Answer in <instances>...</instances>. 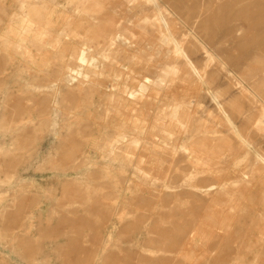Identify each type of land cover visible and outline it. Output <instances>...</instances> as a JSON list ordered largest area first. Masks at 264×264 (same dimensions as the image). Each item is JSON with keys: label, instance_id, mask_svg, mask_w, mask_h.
<instances>
[{"label": "rangeland", "instance_id": "374dc122", "mask_svg": "<svg viewBox=\"0 0 264 264\" xmlns=\"http://www.w3.org/2000/svg\"><path fill=\"white\" fill-rule=\"evenodd\" d=\"M37 1L46 12L40 29L19 26L26 18L18 0L0 4V264H148L149 250L172 233L166 228L183 226L194 228L197 246L196 258L181 264H264V167L234 134L264 155V0ZM109 30H123L132 43L90 38ZM14 40L23 44L20 53ZM82 47L100 64L84 69L98 71L89 79L100 85L77 88L85 99L64 85L56 94L34 85L56 80L57 64ZM107 48H120L116 61L98 54ZM169 66L167 82L156 83ZM143 86L149 100L103 119L113 91ZM170 103L180 121L211 135L197 140L193 157H170L166 145L193 138L176 121L160 122ZM71 105L82 118L73 128ZM161 124L175 136L158 130ZM117 132L144 138L147 174L118 167L120 158L108 155L105 145L122 142ZM105 163L117 168L105 171ZM195 184L221 190L195 195ZM105 230L111 237L102 249Z\"/></svg>", "mask_w": 264, "mask_h": 264}, {"label": "bare ground", "instance_id": "6f19581e", "mask_svg": "<svg viewBox=\"0 0 264 264\" xmlns=\"http://www.w3.org/2000/svg\"><path fill=\"white\" fill-rule=\"evenodd\" d=\"M147 1H154V0H147ZM2 3V0H0V4ZM18 8L24 13L25 15V22L23 24H19V26H22L23 30H27L30 26H33L34 28H43L44 26H39L45 19V10H44V2L43 1H37V0H18ZM92 7V5H89V9ZM264 8V7H262ZM261 8V9H262ZM162 20V19H160ZM46 21V20H45ZM163 26H167L164 22L162 23ZM19 28V27H18ZM17 28V29H18ZM161 35L167 36L168 40L172 43L173 45V52L175 55L182 56L184 57V52L179 43L172 37V35L169 34V32L163 33L161 29L158 30ZM57 38L59 35H55ZM102 38V40L106 41L109 43V45H112L115 43L117 39H121L123 41L122 43H128L131 44L132 41L130 38L125 34L123 30H109L108 32H95L92 34L90 37L91 39H99ZM58 40V39H57ZM14 48H16V52L20 53V51L23 48V44H20L18 41L14 40L11 42ZM43 47V44L41 43V46ZM93 50V49H92ZM120 48H117L115 50H111L110 48L104 49V50H99L98 54L102 56L104 60H113L116 61V55L119 53ZM88 47H82L80 48L76 54H72L68 61H66L63 64L59 65L57 64L56 66V71L58 72V77L56 80L52 81H46V82H38L37 84H34L38 86V88L41 89L42 92H46L49 88H57L55 90H52L54 94L59 93V88H61L62 85L66 87L67 89L75 92V93H83L84 91L81 89L80 91L77 90V88H83L84 84H88V86L91 87H100V85L96 82L90 81V77L93 75L97 74L95 71L96 69H99V61L95 59V57H92V55H89L87 53ZM57 57H61L59 54H57ZM56 57V58H57ZM189 63V61H187ZM42 65H45L44 63ZM41 64H39V67ZM124 70H129L131 71V68L127 65H121ZM86 67H90L95 69L94 71H85L84 69ZM62 69L64 70L62 72ZM173 66L165 67L160 69V73L156 76L154 81L159 84H165L168 80V77L170 76L172 72ZM38 71L44 72L41 68H39ZM50 73V71L46 72V76ZM128 77V75H127ZM35 79H40L41 77L34 76ZM45 78V77H44ZM146 81H150L149 79H146ZM35 86V87H36ZM118 85L117 83L112 84L111 88H116ZM63 88V87H62ZM83 91V92H82ZM115 91H113L110 94L111 98V104L103 110V119L110 117L113 115V117L116 113H121L122 116L124 114V109L128 107L130 104L134 105H142L145 103L147 100H149V96L145 93L144 91V86L140 87L139 90L135 89H124L118 94H114ZM87 96V93H83V99H85ZM167 112L160 114V122H164L167 120L169 123L176 121L178 125L180 126V129L182 132L184 131L185 133H191L193 138L190 141L182 142L179 146L175 145L173 143L168 144L166 146L169 147V154L170 157L173 158L177 152H180L184 154L185 156L193 157L195 154H197L196 147L198 146V139L199 141L202 140L204 137L206 138V142L211 139L210 134H205V136L201 135L200 133L203 132L201 127L195 126L194 123H188L186 120L185 121H180V108L177 105H174L172 103L167 104L166 106ZM67 110V109H66ZM75 108L74 105H71L68 109V113H70L71 118L75 117V122H70L69 126L70 127H76L79 126L80 118L77 114H74ZM55 114L59 112L58 108H55L53 111ZM112 117V119H113ZM132 117V116H130ZM135 122H141V119L138 117H133ZM71 121V119H69ZM118 121V126L116 127L117 131H121L124 129V124L122 117L119 119H116ZM229 124L232 125V123L229 121ZM164 124V123H163ZM84 125V123H83ZM86 127V128H85ZM83 127V130L85 132V135H88V126ZM133 128H137L138 132H142L143 134L146 133L147 129L146 128H141L138 126V124L132 125ZM158 130H162L166 135L170 137L175 136V132L169 128H165L162 124L161 127L158 128ZM234 134L236 137L239 139L241 145L246 148L247 152L253 151L256 157V160L260 162L261 166L264 167V155H261L259 152H257L251 144L246 141L241 135L238 133V131L234 130ZM117 135L119 138L122 139V142H119L118 140H115L116 142L114 143H109L105 145V147L108 148V155L114 156V159L120 158V165L118 167H123L122 165L125 164V167L128 165L131 166L132 169L135 171H138L140 173L147 174V170H145L148 165L144 160V154L141 153L142 149H145L148 147L147 143L145 142L144 138H141L139 136H127L126 134L117 132ZM203 142H205L203 140ZM167 144V143H166ZM121 156V157H119ZM111 160L110 162H113ZM86 159H82L81 162H85ZM171 162V161H169ZM189 165L194 167V165L198 164L197 159L193 158L192 160H189ZM168 167H170V163L167 164ZM101 169L105 171H109L112 168H117L116 166H113V163H105V164H100ZM146 167V168H145ZM145 168V169H144ZM189 175L191 176L193 172L190 170L188 171ZM244 182L246 185H249L250 180L247 178H243ZM242 180V181H243ZM195 188V195H210L212 189H215L216 191H220L221 187H214L213 184H210L208 186H201L198 184H195L193 186ZM125 211L122 209V204L119 203V205L116 207V214H118V218L123 220ZM184 227V226H183ZM182 228H166L167 231H172L170 236L168 237L167 241L162 242L161 245H157V248L155 249H150L149 254H148V264H155L158 260L162 261V264H181L182 261L185 259H194L196 258L193 256V250L197 246L195 242L196 235L195 232H193L194 228H189L190 230L186 232L183 231ZM187 227V226H186ZM108 228V227H107ZM188 228V227H187ZM107 230V229H106ZM105 230V235L102 238L101 242L103 243V246H101L102 249H105L109 245V238L111 237V231H106ZM163 231H165L163 229ZM204 232V231H202ZM200 232V234L202 233ZM201 236V235H200ZM205 234H202V237H205ZM119 249H121L119 247ZM202 254H200L201 256ZM186 262V261H185ZM188 262V261H187ZM256 261L253 260L251 264H255Z\"/></svg>", "mask_w": 264, "mask_h": 264}]
</instances>
